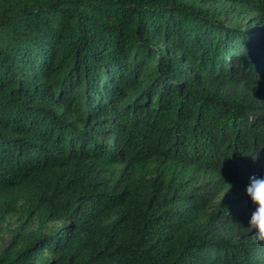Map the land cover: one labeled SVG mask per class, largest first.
Listing matches in <instances>:
<instances>
[{"label": "trees", "instance_id": "1", "mask_svg": "<svg viewBox=\"0 0 264 264\" xmlns=\"http://www.w3.org/2000/svg\"><path fill=\"white\" fill-rule=\"evenodd\" d=\"M252 176L264 0H0V264H264Z\"/></svg>", "mask_w": 264, "mask_h": 264}, {"label": "clouds", "instance_id": "2", "mask_svg": "<svg viewBox=\"0 0 264 264\" xmlns=\"http://www.w3.org/2000/svg\"><path fill=\"white\" fill-rule=\"evenodd\" d=\"M245 191L254 206L247 229L255 243L264 245V177H250Z\"/></svg>", "mask_w": 264, "mask_h": 264}, {"label": "rangeland", "instance_id": "3", "mask_svg": "<svg viewBox=\"0 0 264 264\" xmlns=\"http://www.w3.org/2000/svg\"><path fill=\"white\" fill-rule=\"evenodd\" d=\"M8 240V237L0 238V247H3Z\"/></svg>", "mask_w": 264, "mask_h": 264}]
</instances>
